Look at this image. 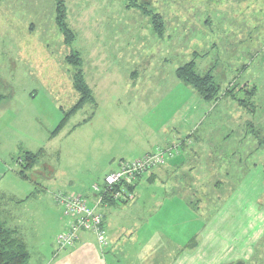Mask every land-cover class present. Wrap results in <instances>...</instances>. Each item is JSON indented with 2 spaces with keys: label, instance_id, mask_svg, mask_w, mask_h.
Returning <instances> with one entry per match:
<instances>
[{
  "label": "rangeland",
  "instance_id": "1",
  "mask_svg": "<svg viewBox=\"0 0 264 264\" xmlns=\"http://www.w3.org/2000/svg\"><path fill=\"white\" fill-rule=\"evenodd\" d=\"M59 1L74 35L69 43L55 23ZM71 54L79 57L94 100L55 130L78 100L66 60ZM190 60L200 74L211 70L221 93L234 86L244 100L254 86L253 98L246 106L230 97L202 100L176 74ZM181 111L190 117L178 120ZM127 125L133 129L123 130ZM176 134L189 150L182 148L170 169L151 168L159 178L142 177L135 200L114 211L137 221L174 219L184 225L178 236L187 238L189 226L192 240L203 242L205 225L222 219L239 188L264 204L263 0H0V156L9 160L0 220L22 223L32 243L30 264H44L41 255H51L67 229L68 220L61 230L57 221L63 219L57 194L94 205L92 185L119 161L143 155L142 142L166 149L181 140ZM26 149L39 151L27 179L16 175ZM179 189L184 195L174 198ZM167 208L178 217L165 216ZM148 240L149 261L140 264L171 256L159 251L155 235Z\"/></svg>",
  "mask_w": 264,
  "mask_h": 264
},
{
  "label": "crops",
  "instance_id": "2",
  "mask_svg": "<svg viewBox=\"0 0 264 264\" xmlns=\"http://www.w3.org/2000/svg\"><path fill=\"white\" fill-rule=\"evenodd\" d=\"M209 71L211 72L210 69L207 72ZM133 88L135 89V86ZM190 113L185 115L181 111L178 114V120L187 119L190 117ZM131 128V126L127 125L123 130H130ZM173 130L175 133L176 129L174 128ZM177 137H181V140L176 142L179 144L176 145V154L172 158L167 159L165 164L162 165L165 166L163 167L165 169H170L176 165V160L182 148L184 149V153L189 150V147H184L186 145L185 140L182 139L183 136L176 134L175 138L177 139ZM152 141H149L147 144L142 142L143 151L139 153L146 154L153 152L159 143L156 144V142ZM176 143H169L166 147ZM25 152H30V150L26 149ZM119 163L120 161L118 165ZM8 167L9 160H5L0 156V183L7 177ZM164 172H170V170ZM144 176H147V181L149 182L159 178L158 173L149 170L139 178L138 183ZM249 192V190L243 191L240 188L236 190L234 198L231 201L227 200L230 203L224 206L222 219H220L221 215H219L218 219L210 221L208 226L205 225L206 240L203 242H200L198 238L195 241L192 240L195 232L189 226L187 227L188 240L186 237L178 236V233L184 232V225L183 223H177L178 221L175 222L174 219L171 223H167V221L165 223H159V221H137L133 218L130 219L129 215L120 214L118 211L113 210L122 209L130 202L132 203L137 196L136 193L133 201L126 204L98 207V211L103 216V229L108 239V246L106 248L101 249L99 247L95 235L91 232L80 231L72 247L56 252L54 245L55 250L51 255L46 253L41 256L47 260L44 264H140L139 259L149 261V256L145 255L147 252L145 249L146 243H150L148 239L152 235H155L159 240V251L163 252L164 255L171 254L170 257L159 259L160 264H235L238 261L243 264H262L264 263V204L259 202L260 200L254 196L255 194L250 195ZM184 193L185 191L179 189L177 192H174V195H176L174 198H177L178 194L182 196ZM1 195L3 196L4 194L2 193ZM92 196V201H94V195ZM163 213L165 216L168 213L177 215L178 211L175 209L170 211L167 208ZM3 216L6 215L3 214ZM62 217L61 221L57 218L59 225L61 224L60 230L65 225V222H67V218L63 216V213ZM6 219L5 217L3 222L7 226ZM189 224L192 225V222ZM9 228L16 230L17 234L26 243L29 251L28 245L32 243L28 241V236L24 231L22 223L17 222L16 225ZM198 234L199 227H197V237ZM40 250L42 251V249ZM229 253L231 254L227 257ZM224 255L225 257H223ZM31 260L29 259V264ZM223 260L225 263H222Z\"/></svg>",
  "mask_w": 264,
  "mask_h": 264
},
{
  "label": "trees",
  "instance_id": "3",
  "mask_svg": "<svg viewBox=\"0 0 264 264\" xmlns=\"http://www.w3.org/2000/svg\"><path fill=\"white\" fill-rule=\"evenodd\" d=\"M130 5L131 4H128V6ZM152 22L153 29L156 31V33L158 35H162L164 32V26L160 17L158 15H153ZM55 23L58 29L62 32L64 42H71L74 38V35L65 23V10L60 1L56 3L55 7ZM66 60L74 71L72 74V87L78 95V100L72 106V108L64 114L63 119L58 124L55 130L61 129L68 117L78 109H80L85 103H93L94 100L92 91L84 79L79 57L76 54H71L66 57ZM176 74L187 85L191 86L193 90H195V92L198 94V96L206 102H216L219 98H221V96H226L232 98L233 100H236L238 102V105L246 106V103H248V101L253 98L255 93L254 86L246 90L249 97L244 100L236 98L235 93L237 91L236 87L234 86L233 88L231 87L226 89L224 93H221L220 87L214 80L211 72L209 71L204 74L198 73L195 69L194 60H190L189 62L178 67L176 69ZM242 88L245 89V87ZM38 155L39 151L35 153L25 152L18 158V162L22 167L21 170L17 171V175L19 177L28 178L26 172L35 166ZM135 187L133 188V190L135 189ZM107 201L109 205L118 204L110 199H107ZM67 248L69 247L66 246L61 248L56 242V252L65 250ZM29 259L30 252L27 249L26 243L17 234L16 230L7 227L6 224L0 220V264H29Z\"/></svg>",
  "mask_w": 264,
  "mask_h": 264
},
{
  "label": "built area",
  "instance_id": "4",
  "mask_svg": "<svg viewBox=\"0 0 264 264\" xmlns=\"http://www.w3.org/2000/svg\"><path fill=\"white\" fill-rule=\"evenodd\" d=\"M177 146L166 149L157 148L154 152L143 154L131 161H123L116 170L106 173L101 183H94V205L90 206L80 195L57 194L55 199L62 206L63 216L68 220L67 229L60 234L56 242L63 247H71L80 231H88L95 235L101 249L108 246L103 229V216L98 207H107L110 199L118 204L130 202L134 198L133 188L139 178L153 167L162 166L167 159L175 155Z\"/></svg>",
  "mask_w": 264,
  "mask_h": 264
},
{
  "label": "water",
  "instance_id": "5",
  "mask_svg": "<svg viewBox=\"0 0 264 264\" xmlns=\"http://www.w3.org/2000/svg\"><path fill=\"white\" fill-rule=\"evenodd\" d=\"M235 264H243L242 262H236Z\"/></svg>",
  "mask_w": 264,
  "mask_h": 264
}]
</instances>
